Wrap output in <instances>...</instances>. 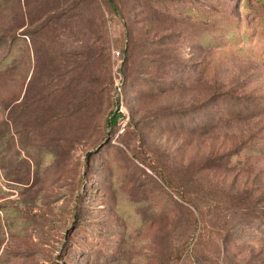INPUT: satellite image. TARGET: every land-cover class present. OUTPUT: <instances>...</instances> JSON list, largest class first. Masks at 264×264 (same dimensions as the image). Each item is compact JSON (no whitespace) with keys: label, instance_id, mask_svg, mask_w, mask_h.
Instances as JSON below:
<instances>
[{"label":"rangeland","instance_id":"374dc122","mask_svg":"<svg viewBox=\"0 0 264 264\" xmlns=\"http://www.w3.org/2000/svg\"><path fill=\"white\" fill-rule=\"evenodd\" d=\"M111 1L0 0V264H264V0Z\"/></svg>","mask_w":264,"mask_h":264},{"label":"trees","instance_id":"16d2710c","mask_svg":"<svg viewBox=\"0 0 264 264\" xmlns=\"http://www.w3.org/2000/svg\"><path fill=\"white\" fill-rule=\"evenodd\" d=\"M107 3H108V5L110 6V8L114 11V10H116L117 8L116 7H114V4H113V1H111V0H107ZM127 29V31H128V28L127 27H125V30ZM126 34H127V36H128V32H126ZM129 49H130V44H129ZM128 50V49H127ZM85 50H83V52H84ZM83 52H81V55H82V57L84 58V60H85V62L86 61H88V53H83ZM126 52H128V51H126ZM66 54L65 53H59V57L60 58H65L66 56H65ZM35 58H36V56H35ZM65 60H67L66 58H65ZM86 65V64H85ZM56 66V65H55ZM76 71V70H75ZM120 116V113L119 112H113V113H111V115L109 116V120H108V122H107V124H109L110 126H114L115 124H116V122H117V119H118V117Z\"/></svg>","mask_w":264,"mask_h":264},{"label":"built area","instance_id":"2783aa9c","mask_svg":"<svg viewBox=\"0 0 264 264\" xmlns=\"http://www.w3.org/2000/svg\"><path fill=\"white\" fill-rule=\"evenodd\" d=\"M115 54H116V56H119L120 55V52L119 51H116Z\"/></svg>","mask_w":264,"mask_h":264}]
</instances>
